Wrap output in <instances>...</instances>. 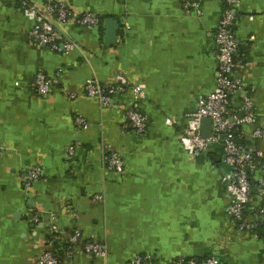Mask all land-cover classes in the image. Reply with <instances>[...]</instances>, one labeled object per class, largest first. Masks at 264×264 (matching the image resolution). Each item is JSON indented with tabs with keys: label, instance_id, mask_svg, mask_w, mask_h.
Masks as SVG:
<instances>
[{
	"label": "crops",
	"instance_id": "1",
	"mask_svg": "<svg viewBox=\"0 0 264 264\" xmlns=\"http://www.w3.org/2000/svg\"><path fill=\"white\" fill-rule=\"evenodd\" d=\"M51 1L68 4L76 20L90 13L102 23L65 28L80 49L60 53L31 40L34 22L20 0H0V264H39L49 250L59 256L65 246L53 224L81 234L79 248L60 264H129L140 256L153 264L211 257L264 264L261 216L248 211L250 227L241 230L228 210L222 177L231 167L222 142L198 157L182 145L190 115L217 86L222 0H195L189 9L190 0ZM235 14L236 75L257 115L240 133L258 162L255 189L264 170V0H239ZM110 21L117 22L112 46L106 43ZM39 72L60 74L47 97L32 85ZM118 75L144 85V97L128 92L106 107L88 96L91 79L113 86ZM239 102L236 95L232 107L239 110ZM132 107L147 120L142 134L125 128ZM106 152L121 156L122 172L110 170ZM35 167L44 175L26 188L24 178ZM252 196L264 207L255 190ZM87 243L101 245L106 256L83 252Z\"/></svg>",
	"mask_w": 264,
	"mask_h": 264
},
{
	"label": "built area",
	"instance_id": "2",
	"mask_svg": "<svg viewBox=\"0 0 264 264\" xmlns=\"http://www.w3.org/2000/svg\"><path fill=\"white\" fill-rule=\"evenodd\" d=\"M224 4L222 18L216 34L217 59L219 62L218 81L215 91L201 97L198 108L190 115L188 125L184 130L182 145L184 150L191 157H198L205 154L209 146L214 143L223 144L224 158L226 165L231 167V172L222 177L229 200L228 210L230 214L241 223V230L249 228L245 217L248 211L257 212L264 221V207H257L252 202V194L255 190L256 196L264 203V170L263 178L254 186L251 183V176L259 167L254 155L248 151L241 143V127L244 125H254L257 122V115L254 104L249 96L247 85L236 75L240 63L236 59L239 44L235 36L234 27L236 24L235 8L239 0H222ZM21 8L26 17L34 22L31 30V40L40 47L50 48L57 52H73L80 49L79 44L68 38L66 29L69 26L93 28L101 25L102 21L90 13H86L82 18L77 17L66 3H58L51 0L43 3L34 0H20ZM195 0L187 2L185 8L196 7ZM60 74L57 75L59 77ZM57 77H49L39 72L33 80V87L42 97H47L52 87L57 84ZM133 92L137 98L144 97L145 86L142 84L132 85L123 75H118L117 83L113 86H104L97 79H91L88 83V96L97 98L102 105L110 106L113 98L117 95H124ZM239 98V110L232 107L235 96ZM210 118L213 124V133L209 139L201 135V121ZM76 123L82 125L86 130L83 118H77ZM148 127L145 116L136 108L132 107L126 115L125 128L132 129L140 134L144 133ZM255 138L262 136V130L256 129L253 132ZM70 154H74L71 148ZM105 160L109 164L110 170L122 172L124 170V160L120 155L113 152L105 153ZM1 156V152H0ZM44 172L41 168H33L24 178V185L30 188L31 185L42 178ZM52 233L61 241L64 247L65 256L71 258L79 248L81 234L74 232L67 234L56 225L52 226ZM83 252L93 253L97 257H105L106 252L103 247L95 243H87L83 246ZM61 251V250H58ZM39 264H60V258L56 251H46L39 257ZM129 264H153L150 256H140L133 258ZM174 264H224L220 260L211 257L202 263L195 260L178 259Z\"/></svg>",
	"mask_w": 264,
	"mask_h": 264
},
{
	"label": "water",
	"instance_id": "3",
	"mask_svg": "<svg viewBox=\"0 0 264 264\" xmlns=\"http://www.w3.org/2000/svg\"><path fill=\"white\" fill-rule=\"evenodd\" d=\"M106 43L108 45H115L117 39V22L110 21L106 23ZM213 133V124L210 118H204L201 121V135L205 139H209Z\"/></svg>",
	"mask_w": 264,
	"mask_h": 264
},
{
	"label": "trees",
	"instance_id": "4",
	"mask_svg": "<svg viewBox=\"0 0 264 264\" xmlns=\"http://www.w3.org/2000/svg\"><path fill=\"white\" fill-rule=\"evenodd\" d=\"M238 137H240V143L244 146V144H243V142H242V137H241V135H239ZM245 147V146H244ZM57 246V245H56ZM58 247V246H57ZM56 247H54V249H55ZM63 251H65L64 249L63 250H61L60 251V254H59V256H60V261L61 260H63L64 259V257H65V252H63ZM204 261V260H203ZM199 263H202V261L201 262H199Z\"/></svg>",
	"mask_w": 264,
	"mask_h": 264
}]
</instances>
